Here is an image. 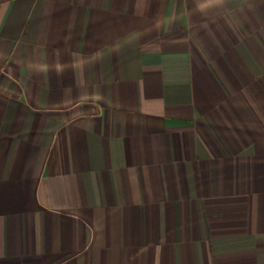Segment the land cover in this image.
<instances>
[{"label":"crops","instance_id":"1","mask_svg":"<svg viewBox=\"0 0 264 264\" xmlns=\"http://www.w3.org/2000/svg\"><path fill=\"white\" fill-rule=\"evenodd\" d=\"M0 264H264V0H0Z\"/></svg>","mask_w":264,"mask_h":264}]
</instances>
